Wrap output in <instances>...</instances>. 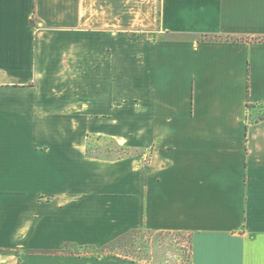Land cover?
Segmentation results:
<instances>
[{
  "label": "crops",
  "instance_id": "crops-1",
  "mask_svg": "<svg viewBox=\"0 0 264 264\" xmlns=\"http://www.w3.org/2000/svg\"><path fill=\"white\" fill-rule=\"evenodd\" d=\"M260 39L264 0H0V264H140L62 253L132 231L264 264Z\"/></svg>",
  "mask_w": 264,
  "mask_h": 264
},
{
  "label": "rangeland",
  "instance_id": "rangeland-1",
  "mask_svg": "<svg viewBox=\"0 0 264 264\" xmlns=\"http://www.w3.org/2000/svg\"><path fill=\"white\" fill-rule=\"evenodd\" d=\"M93 156L117 159L133 154L121 148L113 140L95 139L89 141ZM134 250L125 254L136 257L144 264H190L189 237L185 234L143 233L136 237ZM72 252L91 250L71 249ZM120 252V250H117Z\"/></svg>",
  "mask_w": 264,
  "mask_h": 264
},
{
  "label": "trees",
  "instance_id": "trees-1",
  "mask_svg": "<svg viewBox=\"0 0 264 264\" xmlns=\"http://www.w3.org/2000/svg\"><path fill=\"white\" fill-rule=\"evenodd\" d=\"M227 39H229V38H227ZM259 41L264 42V39H260ZM253 108H254V106L249 105V109H253ZM260 120H264V110L261 112V114L257 118V121H260ZM92 139L90 138V140H92ZM95 139H101V138H95ZM89 141L87 143V149H86L87 155L89 157L100 158L97 156H93L92 153L90 152ZM143 233H152V232L132 231V232H129V233L117 238L116 240L112 241L110 244L106 245L105 247H103L101 249L83 248L81 250H84V251L85 250H87V251L91 250L90 252H87V254H90V255H92L94 257H98V258L106 256V255H116V256L118 255V256L124 257L126 259H130L133 262L143 264V262L141 260L137 259L136 257L125 254L127 251H130L131 249L134 250V247H135L134 243L136 241V237L143 234ZM68 247L69 246H67L66 249L62 253L66 254V253L70 252L72 254H80V252H72L71 250H69ZM189 248H190V245H189ZM73 249H77V248H73ZM117 250H120V252ZM9 253H11V252L0 251V254H9ZM43 254H45V253L32 252V251H28L22 255H20L19 253H16V255L19 257V264H23V258L25 255H43Z\"/></svg>",
  "mask_w": 264,
  "mask_h": 264
}]
</instances>
